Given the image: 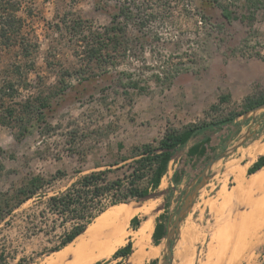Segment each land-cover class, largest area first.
I'll return each mask as SVG.
<instances>
[{"label": "rangeland", "instance_id": "obj_1", "mask_svg": "<svg viewBox=\"0 0 264 264\" xmlns=\"http://www.w3.org/2000/svg\"><path fill=\"white\" fill-rule=\"evenodd\" d=\"M21 1L18 14L23 30L18 41L22 47L0 53V78L17 74L18 69L20 76L13 79L14 96L0 98V110L24 100L34 104L37 96L47 97L48 103L42 109L43 121L26 124L20 138L13 120L9 125L0 120V194L10 195L33 175L50 179L58 171L62 176L51 179L43 189L47 196L64 191L79 176L92 171L109 170V180L125 179L133 162V147L157 145L166 132L190 123L233 115L240 111L246 96L264 94V79L256 80L248 71L251 59L264 61V0L229 1L235 16L231 21H226L216 6L208 4L199 11L195 0H169L167 17L152 21L140 33L132 25L124 39L125 49L113 52L102 64L101 57L90 60L83 47L101 44L94 34L101 36V30L109 25L110 3ZM227 95L229 100L221 102ZM234 122L239 126L231 123L198 131L173 152L158 189L143 200L127 202L137 207L135 215L152 216L154 223L163 213L168 232L189 196L191 204L171 234L172 246L180 232L182 243L194 244L207 234V239L222 240L231 233L241 238L242 245L250 244L244 238L250 231L240 229L239 222L264 207V182L252 188L243 182L250 178L248 167L264 154L260 153L264 109L241 114ZM205 138H209L205 153L187 156L188 148ZM175 171L181 174L177 185L171 181ZM139 185L147 186V179ZM42 208L36 198L10 215L8 207L2 206L0 252L4 253L0 264H17L21 257L32 259L31 264L49 263L53 253L40 258L38 254L53 244L61 229L46 233L24 220L25 214ZM135 231L132 254L138 249ZM166 235L158 245L151 238L143 244L138 261L130 257L122 263L160 264L167 252ZM259 240L242 253L237 264L264 261V235ZM157 246L158 252L152 256L150 250ZM62 264H69L67 258Z\"/></svg>", "mask_w": 264, "mask_h": 264}, {"label": "trees", "instance_id": "obj_2", "mask_svg": "<svg viewBox=\"0 0 264 264\" xmlns=\"http://www.w3.org/2000/svg\"><path fill=\"white\" fill-rule=\"evenodd\" d=\"M102 1L113 6L110 23L101 30V36L91 32L98 38L100 37L101 44L83 47V52L90 60L101 57V64L113 52L125 49L126 41L124 39L130 33L132 25L137 28L135 32L140 33L141 30H147L152 21H162L167 17L170 9L169 0ZM229 1L231 0H195L194 7L202 11L205 5L216 6L220 10V15L226 21H231L235 16L229 8L231 3ZM21 4V0H0V53L3 49L17 45L22 47V43L18 41L19 38H22L23 30V20L18 14ZM18 70L17 74L12 72V74H4L0 78V98L5 94L10 97L14 96L16 87L13 79L16 75L20 76ZM133 87H137V84L134 83ZM61 90L63 91V88ZM228 100V95L220 98L221 102ZM262 102H264L263 93L246 96L241 103L240 111L233 115H222L210 122L190 123L179 130L172 129L166 132L157 142V145L146 143L133 147L131 150L133 162L129 165V173L125 179L109 180V170L92 171L79 176L64 191L47 196L46 190H43L44 187L49 184L51 179L61 177L62 173L58 171L50 179H46L41 175H33L25 180L21 186L15 188L10 195L0 194V221L3 205L8 207L7 214L10 215L22 204L36 198L39 203L43 204V208L37 212L25 214V222L46 233H55L57 228L61 229L55 235L53 244L43 247L38 254L39 258L48 256L71 243L98 215L110 206L127 203L130 200L140 201L148 197L151 191H156L167 171L173 152L185 145L198 131L210 127L221 128L231 123L234 127H238L240 123L234 122L235 118L244 112L250 111L255 105ZM33 103L30 104L29 100H24L22 104L19 103L16 107L6 106L0 110L1 123L9 125L10 122L8 121L13 120L18 125V138L26 132V124L31 123V121L42 122L44 119L42 109L47 106L48 98L37 96ZM208 142L209 138H205L191 145L187 150V156H202L206 151ZM263 166L264 154L258 156L248 167L247 174L250 175ZM144 178L147 179V186L141 187L139 182ZM180 180L181 174L175 171L171 181L177 185ZM10 201L12 204H10ZM166 204L167 202H165V206ZM145 219L146 216H133L130 219L131 229L136 230ZM164 220L165 215L163 213L159 214L155 220L151 234L154 245H158L167 233ZM132 252V242L128 240L124 246L114 252L112 257H121L122 260H127ZM3 253L4 250L0 252V257ZM122 260L116 262V264H122ZM31 263H33V260L26 257L19 258L17 262V264ZM261 264H264V261Z\"/></svg>", "mask_w": 264, "mask_h": 264}, {"label": "bare ground", "instance_id": "obj_3", "mask_svg": "<svg viewBox=\"0 0 264 264\" xmlns=\"http://www.w3.org/2000/svg\"><path fill=\"white\" fill-rule=\"evenodd\" d=\"M260 153H264V147L261 149ZM262 182H264V166L262 168H260L259 170L255 171L254 173H252L250 175V178L246 182H243V183H246V185H248L249 188H252L253 186H257ZM252 190H254V189H252ZM259 191H258V193L261 192V191L260 192ZM253 198H255V197H253ZM242 204H241V206H242ZM244 208H243V210H244ZM142 209L145 210L144 207ZM136 210H137V207L132 206L129 203H120L117 205L110 206L106 211L101 213L97 223L95 224V227H97L99 224L102 225V224L106 223L111 217H113L115 215L120 216L121 219L125 218V220H122V222L123 221L126 222L129 218V216L135 215ZM235 216H236V214H235ZM239 217L241 218V221H242L243 216L239 215ZM229 222H230V220H229ZM239 224L241 226L240 229H243L244 227H246V229H248L250 231V232H248V234L246 233V236H244V238L245 239L247 238L248 239L247 241L250 242V244H247V246L242 245L240 237L234 238L231 235V233H227L225 235L224 239H222V240H219L216 237H212V236L208 237V239H207L208 234H207V236H204L202 234L204 237L202 236L201 239L195 240L194 244L190 243L189 241H185V240H184V243H182L181 242V232H180L179 233L180 238L176 239V241L173 245V248H172L174 250V252L172 254L170 264H173L175 259H176L175 264H237L241 260L242 255L244 254L243 252L246 251L247 249H249L253 243L257 242L264 235V207L260 208L257 211V213L255 215H253L252 217L250 215L248 220L239 222ZM153 227H154V219L152 216H149L142 222V224L139 226V228L135 231L136 232L135 233L136 243L135 242L134 243H135L136 247H138V249L136 248L137 250L135 249L136 251L133 254H131V256H129V258L130 257L132 258L133 262H136L140 259V256L142 253L141 247L143 244L147 243L150 240ZM92 228L93 227L87 228L86 235H88L92 231ZM236 234H237V232H236ZM81 238L83 239V236ZM259 241H261V240H259ZM143 248H144V246H143ZM66 250L67 249L64 248L60 252H64ZM157 250H158V246L154 247L152 249V251L150 250V252H151L150 254L152 256L156 255L158 252ZM53 254H55L54 255L55 259H53V260L57 261V259L60 258V255H59L60 253L58 252V253H53Z\"/></svg>", "mask_w": 264, "mask_h": 264}, {"label": "crops", "instance_id": "obj_4", "mask_svg": "<svg viewBox=\"0 0 264 264\" xmlns=\"http://www.w3.org/2000/svg\"><path fill=\"white\" fill-rule=\"evenodd\" d=\"M248 71L251 75L255 76L254 79H264V61L260 59H251L248 62ZM100 215H98L87 226V228L93 227L88 235H86V228L71 243L64 247L67 249L66 251L60 252L64 249L62 248L59 251L53 252H59L60 258L57 259V261H54V254L48 264H62L64 257L67 258L69 264H94L97 262L108 261L109 259L110 261L104 264H116V262L121 261V257L113 258L112 255L118 248L124 246L128 240H133L134 230L130 227V219L132 216H129L126 222H122L125 218L121 219L120 216L115 215L106 223L102 225L99 224L95 227ZM82 236L83 239L81 238Z\"/></svg>", "mask_w": 264, "mask_h": 264}, {"label": "water", "instance_id": "obj_5", "mask_svg": "<svg viewBox=\"0 0 264 264\" xmlns=\"http://www.w3.org/2000/svg\"><path fill=\"white\" fill-rule=\"evenodd\" d=\"M259 109H264V102L258 104V105H255L250 111H255V110H259ZM249 112V111H248ZM248 112H244L242 115L245 116ZM232 135V134H231ZM231 135L229 137V139L231 138ZM214 159H211L207 166H210L211 163L213 162ZM206 171V168L201 172L200 174V178H201V181L204 180V173ZM197 189H198V185L194 187L193 189V194H195L197 192ZM191 204V199L190 197L188 196L186 198V201L184 202V204L180 207L177 215H176V218H175V222L173 223V226H172V229L171 230H168L167 232V240H166V246H167V252H166V256L164 258V260H162V262L160 264H169L171 262V258H172V242H171V234H173V231L176 227V225L179 223L180 221V218H181V215L189 208V205Z\"/></svg>", "mask_w": 264, "mask_h": 264}]
</instances>
